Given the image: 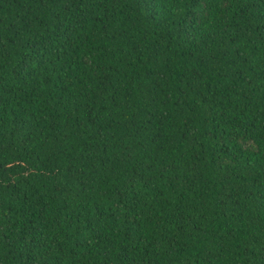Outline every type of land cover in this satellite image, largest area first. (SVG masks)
<instances>
[{
	"label": "trees",
	"instance_id": "obj_1",
	"mask_svg": "<svg viewBox=\"0 0 264 264\" xmlns=\"http://www.w3.org/2000/svg\"><path fill=\"white\" fill-rule=\"evenodd\" d=\"M0 264H264V0H0Z\"/></svg>",
	"mask_w": 264,
	"mask_h": 264
}]
</instances>
